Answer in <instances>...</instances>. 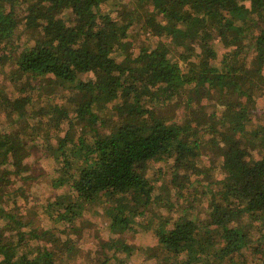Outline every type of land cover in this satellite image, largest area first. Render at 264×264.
<instances>
[{
    "label": "trees",
    "instance_id": "16d2710c",
    "mask_svg": "<svg viewBox=\"0 0 264 264\" xmlns=\"http://www.w3.org/2000/svg\"><path fill=\"white\" fill-rule=\"evenodd\" d=\"M4 66L14 90L0 87L11 127L0 132V201L30 178L33 149L58 164L51 184L63 192L35 203L50 227L0 202V264H62L79 248L69 233L78 238L95 207L112 231L153 228L155 264H264V124L247 126L264 96V0H0ZM196 184L204 218L185 196ZM169 187L176 202L159 198ZM179 199L178 215L152 208ZM114 240L96 264L132 252Z\"/></svg>",
    "mask_w": 264,
    "mask_h": 264
},
{
    "label": "rangeland",
    "instance_id": "374dc122",
    "mask_svg": "<svg viewBox=\"0 0 264 264\" xmlns=\"http://www.w3.org/2000/svg\"><path fill=\"white\" fill-rule=\"evenodd\" d=\"M127 1V0H125ZM103 9L105 11L109 10L108 6H104ZM112 15L115 14V12L112 10L110 11ZM137 30V28H132L129 32H132L131 35H133L135 39V43H133V46L130 50H135L136 52V44H141L144 42V34L138 33V30L136 31V34H134V31ZM24 38L26 35L23 36ZM129 39H132V37H129ZM137 42V43H136ZM217 54L218 58L215 61V63H218L221 59L222 53L225 51L224 48H222L220 45L217 46ZM198 50V49H197ZM177 58V57H174ZM196 55H193L190 60H195ZM183 66V64H182ZM7 67H1L0 68V87H4L6 91L12 96V91L14 90V86L12 85V81L6 78L5 72H7ZM263 92H264V85H263ZM256 108L253 110V113L251 116H253V123L249 124V128H253V125L256 123H262L264 124V96H259L256 98L255 103ZM31 108H37L36 105L31 106ZM15 125L12 124V126ZM10 125L8 123V120L5 118L4 114L0 113V132H8L10 130ZM62 133L60 132V135ZM52 143H54L55 139L51 140ZM38 143V148H42V139L36 140ZM45 148H43V151ZM38 149H33L31 154L27 156L24 159V163L28 166V171L22 174H29L30 178L22 180L21 178H17L14 182L13 187H22L27 197H29L31 200L29 203H27L23 196L16 195L15 198H13L11 188H9V193L6 197H3L2 201H7L9 206L13 205V202H16L17 206H21L20 210L23 213L22 216L26 219L33 220L32 226H46L50 227L52 225L51 222L48 221L46 217L42 218L40 213V210H38V213H34L37 209L35 206V203L37 201H42V203H45L47 200L52 199L53 194L56 192L57 194H60L63 192V188H58L54 190L52 188L51 181L53 177L57 175V173L54 171L55 168L58 167V164L54 161L53 157L50 155L48 151L44 152ZM255 157H258V150L254 149L252 150ZM208 156L203 155L202 162L200 165H209V161L207 160ZM167 172V171H166ZM209 173L212 174V177H210V180H214L216 178H219V171L216 168L214 171H210ZM164 177H166L165 174H163V177L157 182V184H160L162 181L164 183H167L168 179L164 180ZM12 179V177H10ZM206 180V179H205ZM204 182H207L204 181ZM169 184V183H168ZM172 186L171 184H169ZM167 190L169 191V194L165 193V190H157V193H159L161 196L159 198H169L171 199V202H176V199L179 197L177 194H175V190L169 187ZM165 195V196H164ZM188 195V203H191V210L189 212L193 213L194 215L198 214L199 217L204 218V214L207 210V192L205 184H196L189 188L187 192H185V196ZM24 202L23 204H20V202ZM179 201V202H178ZM182 200H177L178 204H174L173 207H169L170 209L166 208V205H163L165 202H159V203H153V210L156 211V213L160 212L161 214H170L172 216L178 215L180 212H176L177 210H180L182 206H185ZM187 201V200H186ZM34 202V203H33ZM5 206V205H4ZM7 206V207H9ZM26 206V207H25ZM26 208V210L24 209ZM98 209L89 210L86 213V218L81 221L80 226L82 227V230L80 232V236L75 235V233L70 232L69 235L73 240L79 241V248L74 252V254L71 257L64 258L65 261L62 262V264H96L100 259H103V254L107 253L108 249L107 247L102 248V242H107L112 239H119L114 240L111 242H120L124 241L130 247L132 248V252L130 254H127L124 250L123 251H115V253L119 254V257L122 258V260L119 262V264H155V260L157 259L156 255H160L161 251L159 246L156 244V235L153 231V228L150 227H142L141 225H135V229L133 230H126L124 232H118V231H112L110 229V218L109 216L103 211L102 208L95 207ZM17 211V210H16ZM170 211V212H168ZM141 216V215H139ZM142 219L141 217H138L137 220ZM60 225V223H59ZM62 239L66 238L64 236H61ZM109 242V243H111ZM114 249V248H113ZM103 252V253H102ZM163 255V254H162ZM109 264H115V260L113 258L110 259Z\"/></svg>",
    "mask_w": 264,
    "mask_h": 264
}]
</instances>
